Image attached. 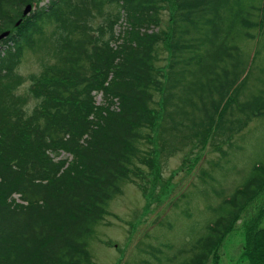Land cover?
Listing matches in <instances>:
<instances>
[{
  "label": "trees",
  "instance_id": "16d2710c",
  "mask_svg": "<svg viewBox=\"0 0 264 264\" xmlns=\"http://www.w3.org/2000/svg\"><path fill=\"white\" fill-rule=\"evenodd\" d=\"M41 1L0 0V264H90L87 246L95 226L136 168L140 144L154 123L155 92L162 98L159 149L168 152L194 144L199 136L202 142L226 139L244 120L264 117V89L238 99L254 63L240 60L245 52L240 43L253 38L249 29L264 30V0L261 6L255 0ZM167 3L169 31L159 34L154 28ZM105 4L116 11L108 30L100 25L94 36L89 20ZM27 5L30 10L23 14ZM49 21L67 31L63 43L76 56L84 54L90 73L82 74L83 83L41 75L30 88L46 99L26 119L4 80ZM162 34L168 50L164 70L156 64ZM261 43L252 57L264 48V38ZM70 70L78 69L71 65ZM262 188L263 160L212 208L214 217L203 233L178 250L187 256L177 264H206ZM245 240L247 262L264 264V224Z\"/></svg>",
  "mask_w": 264,
  "mask_h": 264
},
{
  "label": "rangeland",
  "instance_id": "374dc122",
  "mask_svg": "<svg viewBox=\"0 0 264 264\" xmlns=\"http://www.w3.org/2000/svg\"><path fill=\"white\" fill-rule=\"evenodd\" d=\"M262 2L255 0L259 6ZM162 6L159 25L154 28L159 34L163 30L169 31L171 19L170 4ZM115 11V6L105 4L102 13L89 20L94 36L98 35L100 25L104 32L108 30L106 24ZM259 15V11L253 12L251 19L256 21ZM41 26L20 54L14 73L4 80L5 88L21 102V106L41 97L32 92V87L23 86H31L43 74L50 73L53 80L65 82L76 77L83 83L86 77L82 74L90 73L84 54L76 56L63 43L67 31L52 21ZM249 31L254 34L253 38L240 43L247 56L241 51L239 57L243 63L246 58L248 65L254 63L249 67L245 88L239 92L240 101L264 89V48L257 57H252L262 44L264 30L259 32L253 27ZM165 35H160L157 49L156 64L162 70L168 58V50L162 44ZM90 46L84 48L85 53L89 52ZM71 65H76L78 70L71 72ZM94 98L97 105L102 103L100 93ZM161 102L160 94L155 92L150 105L154 123L146 129L147 138L140 144L138 158L141 160L135 159L136 168L120 193L110 200L106 214L95 226L87 246L90 264H177L180 256H187L185 252L178 254V250L181 247L187 249L192 240L203 233L206 223L214 217L212 208L249 176L254 162L264 161L262 116L244 120L242 128L226 139L202 142L199 136L194 144L186 142L174 151L159 149L156 131ZM62 155L71 158L66 152ZM13 197L20 202L16 194ZM263 208L264 188L245 204L206 264H249L243 255L245 239L254 227L264 224ZM260 210L262 215L258 225L255 219ZM169 257L174 261H168Z\"/></svg>",
  "mask_w": 264,
  "mask_h": 264
},
{
  "label": "clouds",
  "instance_id": "9594fccd",
  "mask_svg": "<svg viewBox=\"0 0 264 264\" xmlns=\"http://www.w3.org/2000/svg\"><path fill=\"white\" fill-rule=\"evenodd\" d=\"M23 87L30 89V85H24ZM46 97H39L35 101H28L26 104L21 106V111L25 113V118H30L34 115L36 109L44 102Z\"/></svg>",
  "mask_w": 264,
  "mask_h": 264
},
{
  "label": "water",
  "instance_id": "95a60500",
  "mask_svg": "<svg viewBox=\"0 0 264 264\" xmlns=\"http://www.w3.org/2000/svg\"><path fill=\"white\" fill-rule=\"evenodd\" d=\"M30 9V5H27L26 8L23 11V14H25Z\"/></svg>",
  "mask_w": 264,
  "mask_h": 264
}]
</instances>
